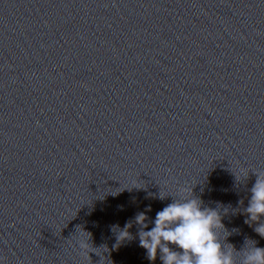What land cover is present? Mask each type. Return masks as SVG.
<instances>
[{
  "label": "water",
  "instance_id": "1",
  "mask_svg": "<svg viewBox=\"0 0 264 264\" xmlns=\"http://www.w3.org/2000/svg\"><path fill=\"white\" fill-rule=\"evenodd\" d=\"M253 172L264 0H0V264H162L113 226L191 188L264 247Z\"/></svg>",
  "mask_w": 264,
  "mask_h": 264
},
{
  "label": "clouds",
  "instance_id": "2",
  "mask_svg": "<svg viewBox=\"0 0 264 264\" xmlns=\"http://www.w3.org/2000/svg\"><path fill=\"white\" fill-rule=\"evenodd\" d=\"M253 173L257 178L250 189L248 205L237 209L246 214L245 223L249 226L256 223L254 231L264 237V172ZM244 175L248 177L249 172ZM167 196L160 192L159 199L163 200ZM175 197L173 202L156 212L151 228L148 227L147 216V212L151 211L150 205L146 206L145 211L138 212L134 221L126 223L123 229L113 226V230L118 233L114 247L133 239L129 228L134 222L139 226L140 246L147 250L150 261H155L159 256L162 264H237L235 254L240 253L242 259L239 264H264V247L257 246V241L246 238L244 247L238 251L232 244L225 243L230 232L227 231L229 235L223 241L220 239L218 232L226 229L219 205L216 208L204 206L201 198L194 194L193 188L191 195ZM241 202L238 203L242 205ZM237 209L233 211L237 212ZM78 243L83 249L89 243V238L81 239ZM226 245H232V248Z\"/></svg>",
  "mask_w": 264,
  "mask_h": 264
}]
</instances>
